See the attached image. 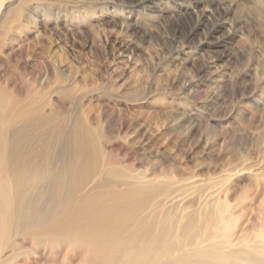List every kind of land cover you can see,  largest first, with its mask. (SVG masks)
Returning <instances> with one entry per match:
<instances>
[{
  "label": "rangeland",
  "instance_id": "374dc122",
  "mask_svg": "<svg viewBox=\"0 0 264 264\" xmlns=\"http://www.w3.org/2000/svg\"><path fill=\"white\" fill-rule=\"evenodd\" d=\"M22 1H10L1 18ZM49 1L51 16L0 53V79L37 77L47 102L68 109L74 100L102 145L110 134L105 155L117 167L207 185L237 171L234 182L253 192L249 173L264 159V6Z\"/></svg>",
  "mask_w": 264,
  "mask_h": 264
},
{
  "label": "bare ground",
  "instance_id": "6f19581e",
  "mask_svg": "<svg viewBox=\"0 0 264 264\" xmlns=\"http://www.w3.org/2000/svg\"><path fill=\"white\" fill-rule=\"evenodd\" d=\"M46 1L3 14L0 53L51 16ZM22 79H0V264H264V159L252 193L237 171L207 185L117 167L110 134L102 145L82 107L47 102L37 77Z\"/></svg>",
  "mask_w": 264,
  "mask_h": 264
}]
</instances>
